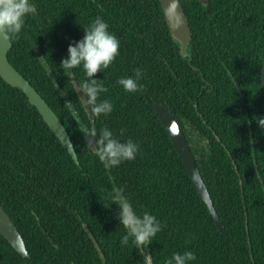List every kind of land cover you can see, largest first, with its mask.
I'll return each mask as SVG.
<instances>
[{"label": "trees", "instance_id": "16d2710c", "mask_svg": "<svg viewBox=\"0 0 264 264\" xmlns=\"http://www.w3.org/2000/svg\"><path fill=\"white\" fill-rule=\"evenodd\" d=\"M32 2L36 14L10 36L8 57L61 118L79 163L26 93L0 74V204L29 252L23 256L0 233V264H143L134 246H120L119 207L108 197L114 187L124 189L138 212L148 210L161 220L147 247L154 264L184 249L196 254L191 264H264V129L254 118L264 116V0H181L192 35L186 55L160 0ZM97 14L120 47L109 67L94 74L106 88L99 98H108L113 110L91 118L72 91L73 76L86 79L83 69L77 66L68 77L59 64ZM137 67L143 87L126 92L116 80L134 75ZM155 101L185 131L222 229L157 116ZM92 125L136 141L135 159L105 170L85 145L81 128Z\"/></svg>", "mask_w": 264, "mask_h": 264}, {"label": "clouds", "instance_id": "9594fccd", "mask_svg": "<svg viewBox=\"0 0 264 264\" xmlns=\"http://www.w3.org/2000/svg\"><path fill=\"white\" fill-rule=\"evenodd\" d=\"M29 14H36V6L32 0H0V36L7 39L9 36L19 35ZM83 28V36L68 44L67 55L61 59L59 66L68 77L72 76L74 68L81 67L86 79L77 81L72 89L81 107L89 109L93 116L108 114L113 110V103L108 98H99L106 88L103 80L96 78L94 74L108 68L119 55L120 40L109 30L108 22L99 14L87 25H83ZM38 57L43 70L50 74L53 69L49 67L45 55ZM141 76L142 69L137 67L134 75L118 77L116 83L126 92H136L143 87L139 83ZM55 86L58 87L56 82ZM60 92L61 95L64 94L63 90ZM65 103L72 117L78 120L77 110L71 100ZM254 118L258 127L264 129V116ZM81 131L85 136L86 147L105 170L116 167L123 161L135 159L139 150L136 141L131 138L122 140L106 126L97 129L92 125L82 127ZM108 197L110 202H115L119 207V222L124 229L119 238L121 248L131 244L142 256L143 264H153L151 252H146V249L153 237L161 231V220L148 210L138 212L122 187H114ZM196 259L194 251L184 249L174 251L164 259L163 264H191Z\"/></svg>", "mask_w": 264, "mask_h": 264}, {"label": "water", "instance_id": "95a60500", "mask_svg": "<svg viewBox=\"0 0 264 264\" xmlns=\"http://www.w3.org/2000/svg\"><path fill=\"white\" fill-rule=\"evenodd\" d=\"M206 2L207 0H202ZM165 19L168 23L172 36L180 45L182 55L187 54L191 41V28L185 16L184 8L181 0H160ZM12 47V40L9 36L7 39L0 36V74L11 85L21 88L28 96L29 101L34 104L41 113L44 120L47 122L52 131L57 135L63 145L68 149L74 160L79 163L78 155L72 142L71 136L62 122L61 118L49 103L43 98L38 90L31 82L13 65L9 60L8 52ZM77 82L73 76V83ZM82 95V93H81ZM87 109V108H86ZM154 109L162 124L166 128L172 143L179 153L183 162L196 185L198 192L212 216L215 219L218 227L222 229L223 223L216 211L213 200L211 198L208 187L204 181L200 168L197 164L196 156L192 151L190 142L186 138L185 131L180 125L176 116L165 105L155 101ZM92 117L90 110L87 109ZM0 233L10 242V244L23 256H28L29 252L26 247L25 240L21 235L17 225L0 204ZM52 242L54 239L47 234ZM100 255L104 257V253L98 245L94 236H92ZM148 247V246H147ZM148 251V248L146 249ZM106 264V263H105ZM154 264V263H153Z\"/></svg>", "mask_w": 264, "mask_h": 264}]
</instances>
